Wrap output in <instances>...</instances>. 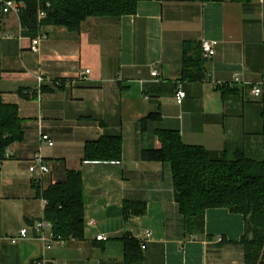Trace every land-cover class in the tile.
<instances>
[{"label": "crops", "instance_id": "obj_1", "mask_svg": "<svg viewBox=\"0 0 264 264\" xmlns=\"http://www.w3.org/2000/svg\"><path fill=\"white\" fill-rule=\"evenodd\" d=\"M135 1L134 14L92 16L79 31L41 24L34 35L0 7V94L18 105L26 128L0 161V264H126L122 239L143 228L153 237L143 259L131 264H245L244 215L215 207L184 216L170 164L145 161L142 153L161 147L158 129H173L215 157L232 159L240 150L264 160V96L254 97L243 84L222 85L234 73L248 82L264 76V0ZM202 39L217 41L216 54L203 70L186 73L184 48L189 44L190 54L200 56ZM178 84L186 92L181 104ZM152 112L162 118L142 130ZM42 132L54 146L42 144ZM106 134L122 136L121 160H84L86 142ZM38 154L52 166L39 181L29 171ZM70 169L83 175V238L47 248L30 229L12 242L44 216L38 188L44 192L64 181ZM137 201L143 213L127 208ZM129 213L136 216L131 224ZM99 234L108 239L97 240Z\"/></svg>", "mask_w": 264, "mask_h": 264}, {"label": "trees", "instance_id": "obj_2", "mask_svg": "<svg viewBox=\"0 0 264 264\" xmlns=\"http://www.w3.org/2000/svg\"><path fill=\"white\" fill-rule=\"evenodd\" d=\"M26 7L20 13L24 33L36 34L38 7H45L47 17L41 24H53L79 31L83 21L89 17L112 15L121 17L134 14L135 0H24ZM51 4L46 7V3ZM1 6V5H0ZM190 54L192 48H184V70H203L204 59ZM2 60L0 53V77ZM200 74L190 73L191 78ZM23 94V93H22ZM24 95V94H23ZM162 118L160 112H152L142 119V130L150 121ZM16 104L6 103L0 94V158L4 159L10 145L24 139ZM161 147L144 149L145 161L170 164L173 174L175 199L184 216L204 213L209 208L227 207L244 215L246 230L241 239L244 246L245 264H264V160H256L243 151L234 158L215 157L203 146L190 145L183 141L178 130L158 129ZM123 153L121 135H103L85 144L84 160L119 161ZM38 193L46 200L44 217L52 223L53 233L64 240L83 238L85 231V193L83 175L80 170L70 169L64 181L53 183L44 192ZM140 202L127 203L136 213H143ZM126 264L143 259L139 242L132 237H123Z\"/></svg>", "mask_w": 264, "mask_h": 264}, {"label": "built area", "instance_id": "obj_3", "mask_svg": "<svg viewBox=\"0 0 264 264\" xmlns=\"http://www.w3.org/2000/svg\"><path fill=\"white\" fill-rule=\"evenodd\" d=\"M0 7L3 13H15L19 15L20 11L26 7V3L24 0H0ZM51 4L49 2L46 3V7H50ZM47 17V12L45 10V7L42 5H39L38 7V22L41 25V22ZM43 38V35H39L36 38L32 40V46L31 49L34 52H39L40 48V41ZM217 41L216 40H209V39H202L200 42L201 47V54L202 58L204 60L212 58L216 54V46ZM90 70L88 69L85 73H89ZM152 74L156 77H159L160 73L157 69H154L152 71ZM39 83H43L44 76L42 73L38 75ZM60 81L58 82V84ZM227 86H235L237 84H243L248 87H250V93L254 97H260L264 96V76L259 77L257 80L253 82L244 81L241 79L239 73H234L233 80L229 81L228 83H222V85ZM186 96V92L182 89V86L178 84L176 89V102L181 104ZM41 142L42 144L48 145L50 147L55 145L54 140L50 137L47 133H41ZM8 156V154H7ZM2 159L0 158V161ZM52 170V166L49 162H47L44 157L41 154L36 155L32 161L31 165L29 167V171L31 174H33L36 177V180H40L42 177H44L46 174L50 173ZM136 216L133 213H129L127 222L132 223L135 222ZM95 221L92 220L90 224H94ZM30 229H33L37 237L40 238L42 241H44L47 248H50L52 246V243L54 241H63L64 239L60 236H56L53 233L52 229V223L48 221L44 216L40 219L35 221L32 225H28L24 227L18 236L12 237V242H17L21 238H26L29 234ZM133 238H135L139 244L141 249L144 251L148 247V244L151 242L153 234L152 231L149 229H141L138 231L132 230ZM97 240H107L108 236L105 234H99L96 237ZM39 264H56V263H50L48 261L42 260L39 262Z\"/></svg>", "mask_w": 264, "mask_h": 264}, {"label": "rangeland", "instance_id": "obj_4", "mask_svg": "<svg viewBox=\"0 0 264 264\" xmlns=\"http://www.w3.org/2000/svg\"><path fill=\"white\" fill-rule=\"evenodd\" d=\"M23 125H22V127H23V130H24V133H25V131H26V128H25V126H24V123H22ZM25 135V134H24Z\"/></svg>", "mask_w": 264, "mask_h": 264}]
</instances>
